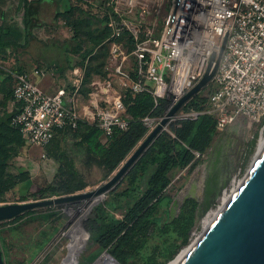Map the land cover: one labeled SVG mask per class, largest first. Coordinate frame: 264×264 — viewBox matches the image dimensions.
<instances>
[{"label": "rangeland", "instance_id": "1", "mask_svg": "<svg viewBox=\"0 0 264 264\" xmlns=\"http://www.w3.org/2000/svg\"><path fill=\"white\" fill-rule=\"evenodd\" d=\"M138 1L133 7L129 5V0H121L118 13L114 11L116 3L112 0L43 2L39 25L33 29L34 36L27 45L16 48L13 41L18 42L23 37L24 8L20 6L19 0H0L1 34L11 29L6 35L9 50L0 54V68L3 66L4 69L16 73L24 69L31 75L34 68L43 65L42 68H45L47 73L44 80L52 91L46 90L39 83L36 84L48 92L55 91L62 84L72 88L75 78L81 73V84L73 95L76 108L80 113L81 122L88 118L95 122L93 114L105 106V98L117 96L119 93L124 95L129 90L131 79L136 77L137 61L132 53L137 42L135 34L139 40L144 39L147 32L159 37L173 3V0ZM59 7L62 11L60 14ZM69 8L72 9L71 12L65 11ZM111 14L118 23L126 27L121 36L113 35L114 29L109 25ZM75 34L83 40V49L78 52L72 51ZM114 43L120 47L117 51ZM88 49L92 51L82 63V53ZM57 64H70L73 67L68 68L67 74L63 75ZM76 66L81 69L77 74L71 72ZM120 71L129 75V78L124 77ZM122 77L125 78L126 84ZM148 85L154 87L155 82L149 80ZM214 87L212 80L199 92L198 97H209ZM167 99L170 106L173 99ZM188 112L183 106L161 133L169 132L174 135L172 126ZM163 115L145 120L148 132ZM263 140L264 118L251 122L245 117H239L225 129L215 131L208 150L196 156L191 164L174 168L171 171V182L164 190L163 199L155 208V226L147 246L142 251V257L153 253L169 239L176 242V251L164 264H170L179 258L209 225L226 197H229L242 181ZM68 143L69 150L75 156L78 166L85 171L88 181L87 186L76 191L93 189L112 175L113 172L106 176L97 166H85L82 163L84 150L76 147L72 140H68ZM42 153L40 146L25 145L20 155L10 160L13 166L29 169L31 181L17 185L7 199L0 203L43 199L32 193L51 182L57 164L43 157ZM132 167L95 205L92 204V198L69 204H53L31 209V212L16 220L1 221L0 245L4 263L63 264L70 240L65 231L73 223L67 209L73 207L77 212L78 208L84 206L93 208L81 221L88 233V241L79 254V264H119L105 252V247L93 239L88 226L92 217L100 221L97 213L100 207L123 218L128 202L133 201L134 197L145 189L154 165H149L144 172H139V167ZM207 189L211 191L208 195ZM185 217H189L192 222L184 240L185 234L179 220Z\"/></svg>", "mask_w": 264, "mask_h": 264}, {"label": "built area", "instance_id": "2", "mask_svg": "<svg viewBox=\"0 0 264 264\" xmlns=\"http://www.w3.org/2000/svg\"><path fill=\"white\" fill-rule=\"evenodd\" d=\"M112 1L118 13L121 0ZM138 2L128 3L134 7ZM109 25L115 37L126 30L112 14ZM226 35L206 108L189 111L184 117L196 119L200 114H210L219 131L239 117L260 121L264 118V0H173L159 37L147 32L139 40L135 34L137 42L132 53L137 69L129 90L148 91L156 99L172 97L173 102L177 101L204 75L212 53L220 51ZM114 44L117 51L120 47ZM44 69L37 72L43 73ZM72 72L77 74L81 69L77 67ZM81 76L79 73L72 88L62 86L48 92L28 72L17 74L13 90L17 106L12 123L20 127L26 145L44 149L58 129L78 127L81 117L73 95ZM149 80L155 82L154 87L148 85ZM105 102L93 114L104 136L112 135L115 128L128 129L130 119L125 114L123 95L106 97ZM42 156L47 157L45 149Z\"/></svg>", "mask_w": 264, "mask_h": 264}, {"label": "trees", "instance_id": "3", "mask_svg": "<svg viewBox=\"0 0 264 264\" xmlns=\"http://www.w3.org/2000/svg\"><path fill=\"white\" fill-rule=\"evenodd\" d=\"M19 1L20 6L24 8V44L27 45L34 36V27L39 25L41 4L50 0ZM60 9L59 7L58 14L62 12ZM71 10L69 8L65 11L71 12ZM7 30L0 38V49L3 51L9 46L6 35L11 29ZM73 41L75 44L72 46V51H81L83 49L81 37L75 34ZM13 42L16 48L24 46L16 41ZM91 51L92 49H88L82 53V63ZM70 67L73 66L57 64L63 75L67 74L66 71ZM19 72L26 71L23 69ZM12 78V74L9 73L0 86L2 92L0 95V202L5 201L17 185L31 181L29 169L13 166L10 161L19 156L26 145L20 127L12 123L16 108L9 107L13 95H10L7 88ZM198 95L199 93L194 95L184 105L188 111L206 108L209 97L201 98ZM123 103L130 119L129 128L126 130L115 128L112 135L106 137L96 122H81V120L77 128L67 126L57 130L50 143L44 147L47 158L57 164L53 179L49 184L32 193L33 195L43 198L53 197L74 192L88 185L85 171L78 166L75 156L69 150L68 140H72L76 147L84 150L82 163L85 166H97L107 176L119 167L148 133L145 118L163 115L170 104L167 98L156 99L148 91L132 93L130 90L124 93ZM172 130L174 135L169 132L158 135L132 167V169L139 167L137 168L139 172H144L149 165H154L155 168L145 189L135 196L133 201L128 202L123 218L100 207L97 212L100 221H96L93 217L89 221L91 224L88 227L92 231L93 239L122 264H164L165 260L172 257L176 251V242L168 239L153 253L142 257V251L147 246L155 226L153 218L155 208L163 199L164 190L171 182V171L191 164L196 157L195 151L202 154L208 150L217 131L216 119L207 113L200 114L196 119L184 117L172 126ZM29 212L31 211L27 210L23 214ZM23 214L10 220H16ZM191 222L189 217L179 220L182 232L185 234L184 240ZM84 226L86 228L85 223ZM140 256L142 258L138 260Z\"/></svg>", "mask_w": 264, "mask_h": 264}, {"label": "water", "instance_id": "4", "mask_svg": "<svg viewBox=\"0 0 264 264\" xmlns=\"http://www.w3.org/2000/svg\"><path fill=\"white\" fill-rule=\"evenodd\" d=\"M226 39L227 35L220 51L212 53L201 79L167 108L165 114L108 179L89 190L74 191L43 199L0 203V222L39 207L86 201L103 195L115 187L166 128L172 117L213 80ZM210 192L207 189V195ZM105 252L114 257L109 251ZM116 260L122 264L118 259ZM0 264H5L1 246ZM176 264H264V143L258 149L240 185L210 224L188 246L187 252Z\"/></svg>", "mask_w": 264, "mask_h": 264}, {"label": "bare ground", "instance_id": "5", "mask_svg": "<svg viewBox=\"0 0 264 264\" xmlns=\"http://www.w3.org/2000/svg\"><path fill=\"white\" fill-rule=\"evenodd\" d=\"M264 140L262 141V143L260 144V148L263 145ZM259 148V149H260ZM242 182V181H241ZM240 182V183H241ZM240 183L237 185V187L240 185ZM236 187V188H237ZM236 188L232 191V193L230 194L229 197H226V200L224 201L222 207L224 206V204L228 201V199L231 197V195L233 194V192L236 190ZM104 196L100 195V196H96L93 197V205L99 203V200L102 199ZM220 207V209L222 208ZM93 207H80L78 208L77 212L73 207H70L67 209V212L69 214V216L71 217L72 220V225L65 231V234L68 235L70 237V240L67 244L68 247V252L67 255L65 256L64 260H63V264H79V254L80 252L83 250L84 246L86 245L87 241H88V233L86 232V230L83 228V226L81 225V221L88 216L89 212L92 210ZM220 209L217 211V213L220 211ZM216 213V214H217ZM216 214L214 215V217L216 216ZM214 217L212 219H214ZM212 221V220H211ZM210 224V223H209ZM187 252V250H185L180 256L179 258H177L176 260H174L173 262H171L170 264H176L178 262V260ZM114 258V257H113ZM115 259V258H114ZM119 263V262H118ZM120 264V263H119Z\"/></svg>", "mask_w": 264, "mask_h": 264}, {"label": "crops", "instance_id": "6", "mask_svg": "<svg viewBox=\"0 0 264 264\" xmlns=\"http://www.w3.org/2000/svg\"><path fill=\"white\" fill-rule=\"evenodd\" d=\"M44 3H42L41 4V7H42V5H43ZM41 9V8H40ZM1 21V20H0ZM1 24V23H0ZM1 28H2V25H0V38H1ZM24 42H25V26H24V31H23V37L22 38H20L19 40H18V43H21V44H24ZM13 46V45H12ZM14 47V46H13ZM7 50H9V46L8 47H6L5 48V50L3 51V49H0V54L1 53H4L5 51H7ZM20 57H21V55H20ZM19 58V57H18ZM16 59H17V57H16ZM1 61H4V60H1ZM16 62V61H15ZM43 66H37L36 68H34L33 69V72H31V78H32V80L35 82V83H39V85H41L42 87H44V88H46V90H48V91H52V89H51V87L48 85V83L44 80V77H45V75H47V73L45 72L46 71V69H44L45 71L43 72V73H41V72H37V70L38 69H40V68H42ZM74 68H77V66L76 67H74ZM70 70H72V69H70ZM73 71V70H72ZM71 71V72H72ZM9 73L10 74H12V80L7 84V88H8V92L10 93V95H13L12 93H13V90H14V87H15V85H16V82H17V74H19V73H21V72H12V71H8V69H4V67L3 66H1V68H0V86H2V81L7 77V76H9ZM71 74V73H70ZM63 76V75H62ZM64 77V76H63ZM72 79V78H71ZM71 82V81H70ZM74 83V82H73ZM147 83H148V81H147ZM67 84V83H66ZM71 84V83H70ZM62 86H66V85H64V84H62ZM62 86H60V87H62ZM60 87H58V88H60ZM69 87V86H68ZM57 88V89H58ZM56 89V90H57ZM55 90V91H56ZM55 91H53V92H55ZM2 94V92L0 91V95ZM16 103L12 100H10L9 101V107H10V109H15L16 108ZM126 108V107H125ZM125 114L127 115V113H126V109H125ZM87 122H89V123H93L94 121H92V118L90 119V118H88L87 120H86ZM43 149V148H42ZM44 150V149H43Z\"/></svg>", "mask_w": 264, "mask_h": 264}]
</instances>
